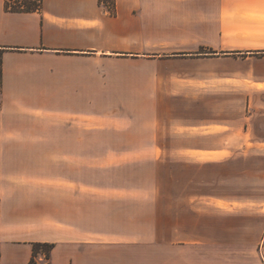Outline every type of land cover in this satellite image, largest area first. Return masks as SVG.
I'll return each instance as SVG.
<instances>
[{
    "label": "crops",
    "instance_id": "1",
    "mask_svg": "<svg viewBox=\"0 0 264 264\" xmlns=\"http://www.w3.org/2000/svg\"><path fill=\"white\" fill-rule=\"evenodd\" d=\"M8 1L0 264H31L36 244L53 245L50 264H227L221 219L241 198L222 191L223 172L264 187V0H116L113 13L100 0ZM95 106L115 114L101 130ZM52 152L91 157L54 163L65 174L40 184L6 158Z\"/></svg>",
    "mask_w": 264,
    "mask_h": 264
},
{
    "label": "rangeland",
    "instance_id": "2",
    "mask_svg": "<svg viewBox=\"0 0 264 264\" xmlns=\"http://www.w3.org/2000/svg\"><path fill=\"white\" fill-rule=\"evenodd\" d=\"M11 4H15L16 0H9ZM28 2L34 3L39 0H27ZM102 6L107 11H112L115 8L116 0H106L102 2ZM104 1V0H103ZM37 3V2H36ZM24 4V3H23ZM104 4V5H103ZM113 12V11H112ZM241 62H236L235 65H239ZM260 64V63H259ZM202 66V65H201ZM230 66V65H229ZM102 106L94 107V123L95 129H102L106 123L101 120V117L107 118L108 116L115 115L103 111ZM52 139V138H51ZM26 140V139H25ZM63 142V141H62ZM34 144L38 145H49L53 143H48V138H34ZM60 145V143H59ZM63 146V143H62ZM114 156V155H110ZM90 158V154H58L56 152L52 153H39V154H23L15 153L6 155L7 160L12 164V172L15 173L14 176H26L29 177L31 174L34 176L36 184L42 183L44 178L52 179L57 175H64L65 168L63 169H52L51 167L57 165L54 163H65V162H82L86 158ZM94 165H99L101 155L94 154ZM108 161V160H107ZM253 161L257 163H264V155H253ZM78 167L81 168L78 164ZM67 170V169H66ZM78 173L86 172V169H73ZM131 170V169H129ZM229 171L223 172V186L222 191L227 195H233L234 197L241 198V202L235 208H231L233 211L232 217L225 216L226 213L223 212L221 219V229L220 237L222 241L223 248L216 251L217 257L222 259V263L227 264H264V249L262 245L263 231H264V211H258L255 206L256 200L264 198V187L253 185L247 186L243 180L247 172L245 170H233L232 179L229 178ZM261 171H252V176L260 177ZM24 173L25 175H22ZM146 171L140 172V170L132 175V177H142L146 176ZM145 174V175H144ZM248 174L250 172L248 171ZM94 177L97 174L94 172ZM226 177V178H225ZM241 178V181L239 180ZM238 179V180H237ZM34 181V182H35ZM27 182V181H26ZM212 188V186H210ZM180 187H173L171 192L176 193ZM244 198V199H243ZM229 211V210H228ZM227 211V212H228ZM211 227V229H210ZM217 232V225H216ZM216 236L218 234L216 233ZM206 238L213 240V224H209V230L206 232ZM233 243L232 248H228L227 243ZM207 256L212 253V250H204ZM41 251L38 253V255ZM51 257V256H50ZM47 255L48 262L50 264V258Z\"/></svg>",
    "mask_w": 264,
    "mask_h": 264
},
{
    "label": "trees",
    "instance_id": "3",
    "mask_svg": "<svg viewBox=\"0 0 264 264\" xmlns=\"http://www.w3.org/2000/svg\"><path fill=\"white\" fill-rule=\"evenodd\" d=\"M36 2L31 3V2H28L27 0H16L15 4L13 5V4H11V1H8L7 2V9H10L12 11H17V12H19V11H27V12L37 11V10L41 9L42 0H39V1H36ZM112 11L114 12V10H112ZM112 11H111V13H113ZM4 52H5V50L0 49V91H1L2 83H3L2 65H3V54H4ZM41 250L46 251L47 255L50 257L51 256V251L53 250V245H50V244H36L34 246V256L36 257ZM31 264H35L34 263V259L31 262Z\"/></svg>",
    "mask_w": 264,
    "mask_h": 264
},
{
    "label": "built area",
    "instance_id": "4",
    "mask_svg": "<svg viewBox=\"0 0 264 264\" xmlns=\"http://www.w3.org/2000/svg\"><path fill=\"white\" fill-rule=\"evenodd\" d=\"M105 1L106 0H104V1L102 0V2H105ZM47 260H48V258H47V252L44 251V250H41V253L34 258V263L35 264H47V262H48Z\"/></svg>",
    "mask_w": 264,
    "mask_h": 264
}]
</instances>
